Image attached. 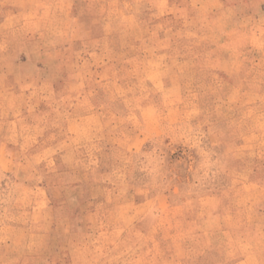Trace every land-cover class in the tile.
Masks as SVG:
<instances>
[{
    "label": "rangeland",
    "instance_id": "rangeland-1",
    "mask_svg": "<svg viewBox=\"0 0 264 264\" xmlns=\"http://www.w3.org/2000/svg\"><path fill=\"white\" fill-rule=\"evenodd\" d=\"M0 264H264V0H0Z\"/></svg>",
    "mask_w": 264,
    "mask_h": 264
},
{
    "label": "crops",
    "instance_id": "crops-1",
    "mask_svg": "<svg viewBox=\"0 0 264 264\" xmlns=\"http://www.w3.org/2000/svg\"><path fill=\"white\" fill-rule=\"evenodd\" d=\"M242 1H243V0H239V2H242ZM223 2H225V3H226V2H227V0H223ZM237 2H238V1H237ZM234 6H235V7L227 6V8H229V7H230V8H236V7H237V5H234Z\"/></svg>",
    "mask_w": 264,
    "mask_h": 264
}]
</instances>
